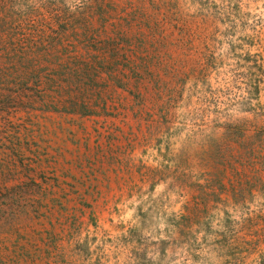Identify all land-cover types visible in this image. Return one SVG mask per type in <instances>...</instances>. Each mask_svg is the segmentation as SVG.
Masks as SVG:
<instances>
[{
  "label": "rangeland",
  "instance_id": "1",
  "mask_svg": "<svg viewBox=\"0 0 264 264\" xmlns=\"http://www.w3.org/2000/svg\"><path fill=\"white\" fill-rule=\"evenodd\" d=\"M56 107L102 114L98 151ZM63 153L148 182L75 189ZM31 255L264 264V0H0V264Z\"/></svg>",
  "mask_w": 264,
  "mask_h": 264
},
{
  "label": "crops",
  "instance_id": "2",
  "mask_svg": "<svg viewBox=\"0 0 264 264\" xmlns=\"http://www.w3.org/2000/svg\"><path fill=\"white\" fill-rule=\"evenodd\" d=\"M69 108L56 107V110L64 111L63 113H58L59 115L65 116H61L60 118L66 119L67 116L72 117L73 121L70 131L73 135V143H76L77 138H84L85 140L89 137L87 147L98 151L100 142L97 144L94 143V134L95 130L99 128L98 125L101 124L99 121L102 114L96 111L85 112ZM71 108L74 107L72 106ZM62 156L68 165L66 169L70 172V175L66 176V181L71 183L75 189H108L112 191L116 189H127L130 185L139 186L148 182V177L144 182L139 177V155L137 153H63ZM15 227L14 230L8 231V237L13 239L18 238V225L15 224ZM34 239L35 237H32L26 246H32ZM18 254L23 256L22 251L18 252ZM24 259L26 260V257ZM32 259L33 256L31 255L30 261L26 264H33L31 263ZM16 260L18 259L16 258Z\"/></svg>",
  "mask_w": 264,
  "mask_h": 264
}]
</instances>
